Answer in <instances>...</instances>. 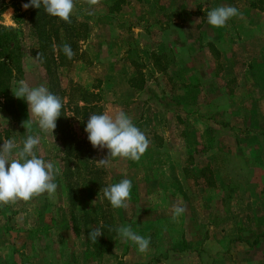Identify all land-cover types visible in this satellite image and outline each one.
I'll return each instance as SVG.
<instances>
[{"label":"rangeland","instance_id":"1","mask_svg":"<svg viewBox=\"0 0 264 264\" xmlns=\"http://www.w3.org/2000/svg\"><path fill=\"white\" fill-rule=\"evenodd\" d=\"M15 1L17 13L0 0L17 109L14 118L0 97V145L39 136L36 154L60 171L53 196L0 204V264H264V0H74L87 34L49 73L26 2ZM221 5L239 14L213 27L207 12ZM20 79L61 98L57 128L74 140L87 133L72 109L87 104L96 106L87 117L124 111L149 147L138 161L110 157L107 167L97 160L108 150L88 139L79 156H64L56 128L32 123L28 132L27 102L13 93ZM208 173L216 177L206 183ZM125 178L128 208H113L103 188ZM178 203L185 212L173 219ZM127 225L150 237L146 252L117 233ZM97 227L95 244L87 234Z\"/></svg>","mask_w":264,"mask_h":264},{"label":"clouds","instance_id":"2","mask_svg":"<svg viewBox=\"0 0 264 264\" xmlns=\"http://www.w3.org/2000/svg\"><path fill=\"white\" fill-rule=\"evenodd\" d=\"M86 3L97 5L99 0H86ZM41 6L47 14L71 23L74 0H29L28 3L22 4L25 10L31 7L40 9ZM238 14L236 7L221 5L207 12V21L213 27H224L229 19ZM53 47L56 48L55 45ZM62 51L68 59L75 55L68 43L62 45ZM13 93L15 97L23 98L27 102L31 117L27 120L28 132L31 133V124L35 123L42 132L53 134L63 107L61 98L44 85L30 86L24 79L17 81ZM84 131L93 148L108 150L106 158L97 160L98 166L101 167L109 166L110 157L138 161L149 147L146 135L122 110L109 109L102 114H90ZM39 144L40 137L29 134L23 140L22 146H18L10 139L4 140L0 145V204L28 202L45 193L49 197L56 193L58 185L54 180L60 170L54 168L52 162L36 154L35 149ZM14 149H16L15 153H13ZM131 189L132 181L125 178L104 187L103 195L113 208L127 209L128 201L131 199ZM172 212L173 219H176L185 212V207L180 203L174 204ZM116 231L123 240L137 245L139 252L144 253L148 250L150 237L135 233L130 225L120 226ZM102 235L100 227L91 229L87 234L93 243H96L97 238Z\"/></svg>","mask_w":264,"mask_h":264},{"label":"trees","instance_id":"3","mask_svg":"<svg viewBox=\"0 0 264 264\" xmlns=\"http://www.w3.org/2000/svg\"><path fill=\"white\" fill-rule=\"evenodd\" d=\"M24 1L26 3L29 0H19ZM11 6L14 7L15 13H17L18 8H16L15 0H11ZM71 23H67L61 20L58 17L51 16L47 14L43 6L40 9L35 7H31L28 10V23L32 30V37L35 38L38 43V55L41 56V53H49V60L44 62V67L49 73V69H54L56 71V67L59 65H63L67 56L62 51V45L64 43H72V40H78L86 36L88 28L84 21L77 19V17L72 14ZM4 28L0 25V29ZM56 46V48L53 47ZM53 49H56L58 62H55V59L52 57ZM14 69V64L11 58L10 47L8 46V42L5 38H3L2 33L0 32V97L2 98V105L5 110H8L11 116L14 118L17 117L16 114V104L13 101V97L11 95V87H12V70ZM47 73V74H48ZM49 75V74H48ZM135 81V80H134ZM133 82V78H130V83ZM143 82V81H142ZM141 87V85L139 86ZM96 106L94 105H75L72 109V113L74 116L80 119L81 123L86 126L87 123V111H96ZM58 127V124H57ZM57 131L60 135V143H61V151L64 156L70 157L77 155L82 152L80 146L83 145V141H88L86 138L84 139H76L74 140V135L70 133L69 130L63 128H57ZM66 164V162H65ZM213 177H216V174L211 173L208 177H203V181L210 182ZM111 236L109 235L106 239L111 240ZM97 240H102L101 236ZM105 241H101L100 245H104ZM97 244V243H95ZM108 247V245H106ZM108 249H103L102 251H106Z\"/></svg>","mask_w":264,"mask_h":264}]
</instances>
